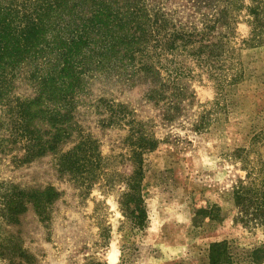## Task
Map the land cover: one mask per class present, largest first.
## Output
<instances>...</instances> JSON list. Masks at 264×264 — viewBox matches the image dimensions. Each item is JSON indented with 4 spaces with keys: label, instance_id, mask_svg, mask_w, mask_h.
I'll return each mask as SVG.
<instances>
[{
    "label": "rangeland",
    "instance_id": "rangeland-1",
    "mask_svg": "<svg viewBox=\"0 0 264 264\" xmlns=\"http://www.w3.org/2000/svg\"><path fill=\"white\" fill-rule=\"evenodd\" d=\"M142 1L198 32L216 3ZM22 2L0 0V22ZM209 39L222 55L217 78L180 54L186 75L169 84L120 50L111 69H91L66 99L41 95L56 50L42 43L47 53L4 60L0 264H210V244L223 240L233 262L222 264H264V223L235 198L264 166V0H242L230 27L218 24ZM21 118L44 151L28 154L36 143L20 135ZM133 127L157 146L138 156ZM141 167L146 221L137 227L128 186Z\"/></svg>",
    "mask_w": 264,
    "mask_h": 264
},
{
    "label": "trees",
    "instance_id": "trees-1",
    "mask_svg": "<svg viewBox=\"0 0 264 264\" xmlns=\"http://www.w3.org/2000/svg\"><path fill=\"white\" fill-rule=\"evenodd\" d=\"M211 1L197 0L206 7L211 6ZM215 2L210 15L202 12L204 30L198 32L195 28L186 29L181 21L172 22L168 13L161 8H146L142 0H127L122 6L114 0H39L35 5L23 0L22 10L8 9L10 16L0 22V66L6 59L12 63L42 51L47 53L41 47L42 43L56 50L55 71L41 79L44 88L41 95L48 94L54 99H66L77 91L82 84V76L91 69H111L115 63L112 58L117 59L116 53L120 50L123 51L121 59L138 62L139 71L152 76L157 72L169 84L174 85L186 75L185 68L178 62L180 54L191 58L197 66L217 78L223 69L222 55L215 49L218 44L210 42L209 37L220 23L230 27L242 6V0ZM85 8L89 13L85 14ZM251 13L258 14L257 9H251ZM261 30L259 28L255 34L260 35ZM48 36H51V41ZM58 66L61 68L56 72ZM160 69L166 71L167 78L161 75ZM120 113L121 118L127 116L124 111ZM63 116L57 112L53 118ZM24 119L21 118L18 125L20 135L36 143L30 145L28 154L44 151L46 143L33 136L27 123H23ZM131 130L133 134L136 132L132 144L139 150L138 156L143 150L157 146L156 140L144 137L138 128L133 127ZM57 138L58 135L54 137ZM75 162L65 160L64 164L70 166ZM142 171L141 167L128 186V198L138 203L134 215L137 227L144 226L146 221V211L140 203ZM235 198L240 211L264 223V166L259 176L248 184L240 182L235 190ZM228 248L227 240L211 243L210 264L233 262Z\"/></svg>",
    "mask_w": 264,
    "mask_h": 264
}]
</instances>
